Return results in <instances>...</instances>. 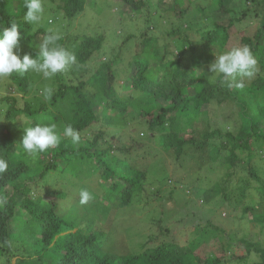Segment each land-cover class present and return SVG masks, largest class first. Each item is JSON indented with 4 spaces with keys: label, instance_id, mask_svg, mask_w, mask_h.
Listing matches in <instances>:
<instances>
[{
    "label": "trees",
    "instance_id": "16d2710c",
    "mask_svg": "<svg viewBox=\"0 0 264 264\" xmlns=\"http://www.w3.org/2000/svg\"><path fill=\"white\" fill-rule=\"evenodd\" d=\"M108 1L75 25L86 0H41L37 24L0 0L21 58L51 33L76 57L0 80V264H264V0ZM244 46L252 78L211 73ZM37 124L61 139L33 159L19 143Z\"/></svg>",
    "mask_w": 264,
    "mask_h": 264
},
{
    "label": "clouds",
    "instance_id": "9594fccd",
    "mask_svg": "<svg viewBox=\"0 0 264 264\" xmlns=\"http://www.w3.org/2000/svg\"><path fill=\"white\" fill-rule=\"evenodd\" d=\"M97 1V0H95ZM24 7L27 9L23 20L27 24H37L42 18L44 11L41 0H25ZM60 39L56 33L46 34L40 50L35 58L26 53L21 58L18 53L21 51V35L16 23L0 30V80L6 79L12 73H27L34 71L41 73L45 79H51L57 73L63 72L66 68L76 62L73 53L67 51L57 44ZM257 60L248 46L236 47L230 51L216 56L215 61L209 66L211 73L223 76L225 79L235 78L237 75L252 78L256 71ZM237 87L242 88L243 82H238ZM51 95V89L46 90V96ZM22 142L23 151L33 159L39 153L57 146L61 136L57 134L56 125H40L27 127L24 130ZM64 136L70 137L72 142L78 143L79 133L71 125L64 128ZM8 170V162L0 158V175ZM80 203L84 204L91 200L92 194L88 190H81ZM0 203H3L0 200Z\"/></svg>",
    "mask_w": 264,
    "mask_h": 264
},
{
    "label": "rangeland",
    "instance_id": "374dc122",
    "mask_svg": "<svg viewBox=\"0 0 264 264\" xmlns=\"http://www.w3.org/2000/svg\"><path fill=\"white\" fill-rule=\"evenodd\" d=\"M101 1V2H100ZM102 1H108V0H97V4L95 5V7L96 8H107L108 6H105L104 4H103V2ZM185 1V0H184ZM92 2V0H86V3H85V9H84V11H86L85 12V15L82 17L81 16V14H79L78 15V17L76 18V20H73V23L76 25L77 24V22H80V23H84V25H87L88 24V22L92 19V17L93 16H97V12L95 11V9L94 8H89L90 6H89V4ZM100 2V3H99ZM110 1H108V3H109ZM107 3V4H108ZM170 3H171V0H162V3H161V7L163 8V7H168L169 5H170ZM187 5H188V3H187V1H185L184 3H182V7H187ZM120 10V9H119ZM123 10V9H122ZM121 11V10H120ZM125 11H127V12H129V7H125ZM104 12V15H105V17H107V15L109 16V14H108V11L107 10H104L103 11ZM114 12H117L118 13V11H114ZM114 12L112 13L114 16L116 15V14H114ZM122 12V11H121ZM253 22V21H252ZM129 23H131V22H129ZM246 26H248V24L246 23V21L245 22H243V23H241V24H237V26H236V29H245L244 27H246ZM73 28H75V27H73ZM155 33H158L157 31L155 32ZM189 36L190 37H194L195 38V34L193 33V32H191L190 34H189ZM235 36V34H233L232 36H231V39L233 40V37ZM237 37V36H236ZM40 45H41V43H39L38 41H34V43H32V45H31V52H32V54H35V56L38 54V52H39V50H40ZM101 59H103V57H101ZM95 61V60H94ZM76 63V62H75ZM150 63H153V65H156V62H155V60H154V58H151L150 59ZM205 65H203V67H204ZM198 70H200V68H198ZM68 70L66 69V70H64L63 71V73H65V72H67ZM119 72V77L117 78L118 79V83L119 84H122V81H123V79H122V75H121V71H118ZM42 75V74H41ZM42 79H44V80H49V79H45L44 77H43V75H42ZM168 154V155H167ZM165 155H167L168 157L171 155L170 153H166ZM171 158V157H170ZM167 159V158H166ZM165 159V160H166ZM215 176H216V174H215ZM214 174L212 175V177H211V180H210V182H213L214 181ZM94 186L96 185V182L95 181H93V182H91ZM166 206L168 207V208H174V205L172 204V203H170V202H168V204H166ZM115 208V207H114ZM215 213H218V211L217 212H215ZM258 239H264V231L262 232V234H260L259 236H258ZM136 241H140V239L139 238H136L135 240H134V242H136ZM131 247H133V249H137V250H139L140 249V247L139 248H136V247H134V246H131ZM14 260H12V262H13Z\"/></svg>",
    "mask_w": 264,
    "mask_h": 264
}]
</instances>
